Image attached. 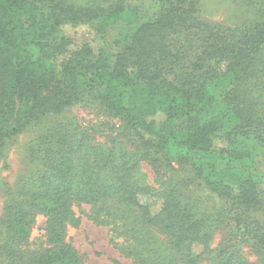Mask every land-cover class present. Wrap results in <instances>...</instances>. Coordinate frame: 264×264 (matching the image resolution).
Listing matches in <instances>:
<instances>
[{"label": "trees", "instance_id": "obj_1", "mask_svg": "<svg viewBox=\"0 0 264 264\" xmlns=\"http://www.w3.org/2000/svg\"><path fill=\"white\" fill-rule=\"evenodd\" d=\"M249 1L264 9V0ZM152 7L136 27L123 26L112 49L97 57L93 40L75 42L70 29L86 27L105 37L123 22L124 1L99 10L58 0H0V152L16 135L91 94L155 155L194 168V177L222 204L230 237L210 249L206 220L177 191L135 180L128 152L89 145L77 163L83 144L62 141L57 150L47 149L48 168L6 220L16 241L29 237V217H47L53 247L26 264H83L65 241L68 226L80 222L75 203L104 204L107 216L133 212L128 218L140 228L127 247L134 246L140 264H162L145 254H162L149 226L163 234L175 252L171 259L184 264H249L236 241L264 258V99L250 89L255 76L264 78V19L228 27L201 20L197 0H152ZM225 123L227 144L218 151L212 137ZM196 243L204 245L198 256L191 250ZM8 251L17 258L14 247Z\"/></svg>", "mask_w": 264, "mask_h": 264}, {"label": "rangeland", "instance_id": "obj_2", "mask_svg": "<svg viewBox=\"0 0 264 264\" xmlns=\"http://www.w3.org/2000/svg\"><path fill=\"white\" fill-rule=\"evenodd\" d=\"M58 1L99 10H106L119 1L125 2L127 11L122 19L123 22H120L116 28H112L105 37H94V34L86 27L70 29V35L75 42L85 39L93 40L97 57L100 53L105 54L112 49V44L124 33L123 26L130 22L133 27H136L153 11L152 0ZM197 1L198 17L210 24L239 27L264 19V9L249 0ZM256 77L258 76L253 78L254 82L250 89L255 98L259 99L262 95L263 100L264 78L256 81ZM221 90L222 86L216 88L217 92ZM229 128L230 124L225 123L221 130L213 135L214 149L221 151L225 148L226 133ZM62 141H73L77 144V148L83 144L82 151L80 148L77 149V163L80 162L85 148H90L89 145L96 151L102 147L109 150L114 148L118 155L128 152L127 158H132L130 166L135 180L157 191H177L183 202L190 205L197 215L206 220L209 224L208 230L212 233L210 249L220 247L229 239L230 231L224 208L218 197L194 177V168L188 164L166 160L155 155L132 135L121 118L108 114L97 98L88 94L81 103L59 114L48 115L16 135L0 152V264H26L32 261L38 252L53 247L48 241L47 217L44 214L38 213L29 217L32 222L29 237L16 241L7 231L6 220L15 202L18 199H26L25 189L38 185L40 173L48 168L47 149L57 150L59 142ZM245 143L252 152L256 151L252 141ZM261 168L264 171V162ZM110 203L112 204L111 201ZM106 208L104 204L92 208L90 204L75 203L73 210L80 222L78 225L68 226L66 243L75 249L83 264H140L134 257V246L127 247L132 241L134 228H140V224L136 221L132 222L133 218H128L133 215V212H128L127 217L121 214L107 216ZM91 214L99 220L106 218L107 223L95 221ZM147 233L161 239L157 244L162 254H155V249H150L149 252H145L146 255H150L153 260L158 257V260H162V264H184L182 261L171 259V254L175 252L166 246L163 242V234L156 227H147ZM236 243L249 264H264V258L250 246L238 241ZM9 246L15 248L17 258L10 256ZM191 250L198 256L203 253L204 245L193 244ZM214 254L207 256L212 258ZM150 264L158 263L154 261ZM200 264H212V261L207 260Z\"/></svg>", "mask_w": 264, "mask_h": 264}]
</instances>
